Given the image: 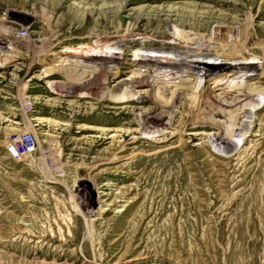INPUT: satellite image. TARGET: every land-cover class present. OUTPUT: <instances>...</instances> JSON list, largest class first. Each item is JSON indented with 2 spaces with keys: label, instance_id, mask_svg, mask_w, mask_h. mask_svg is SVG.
<instances>
[{
  "label": "rangeland",
  "instance_id": "374dc122",
  "mask_svg": "<svg viewBox=\"0 0 264 264\" xmlns=\"http://www.w3.org/2000/svg\"><path fill=\"white\" fill-rule=\"evenodd\" d=\"M0 264H264V0H0Z\"/></svg>",
  "mask_w": 264,
  "mask_h": 264
},
{
  "label": "bare ground",
  "instance_id": "6f19581e",
  "mask_svg": "<svg viewBox=\"0 0 264 264\" xmlns=\"http://www.w3.org/2000/svg\"><path fill=\"white\" fill-rule=\"evenodd\" d=\"M30 143H31V146H33L34 148H35V141L32 139V141L30 140L29 141ZM22 146L25 148V149H27L28 148V146H24V143H22ZM24 149V150H25ZM27 154H31V152L30 151H25Z\"/></svg>",
  "mask_w": 264,
  "mask_h": 264
}]
</instances>
